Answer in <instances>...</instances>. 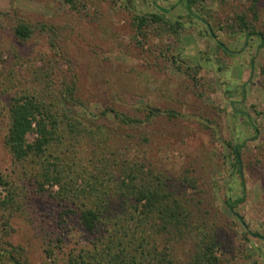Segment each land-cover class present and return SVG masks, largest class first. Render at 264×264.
I'll use <instances>...</instances> for the list:
<instances>
[{
  "label": "rangeland",
  "instance_id": "rangeland-1",
  "mask_svg": "<svg viewBox=\"0 0 264 264\" xmlns=\"http://www.w3.org/2000/svg\"><path fill=\"white\" fill-rule=\"evenodd\" d=\"M192 1L187 9V0H0V175L10 182L0 199L14 200L0 208V264H12L9 253L62 264L96 242L76 217L60 221L65 207L36 191L37 159L15 161L4 145V107L26 92L46 102L60 97L59 110L79 121L80 132L60 119L57 144L80 176L76 188L101 177L102 158L122 175L125 159L139 156L148 175L184 190L194 213L176 264H190L198 229L219 233L220 264H264L263 240L244 237L247 230L264 236V47L237 22L246 15L264 34V0L255 13L253 0ZM152 14L165 23L148 22L138 33L136 17ZM20 23L31 31L22 41L14 34ZM66 88L75 90L73 103L60 96ZM242 196L231 213L226 201Z\"/></svg>",
  "mask_w": 264,
  "mask_h": 264
},
{
  "label": "trees",
  "instance_id": "trees-1",
  "mask_svg": "<svg viewBox=\"0 0 264 264\" xmlns=\"http://www.w3.org/2000/svg\"><path fill=\"white\" fill-rule=\"evenodd\" d=\"M65 1L72 3V0ZM191 3L192 0H187V9H190ZM257 5L258 0H253V13ZM148 22L165 23L158 15L137 16V32L141 33ZM237 22L242 32L259 37L260 47H264V34L248 25L246 15L237 16ZM30 33V28L25 24L20 23L14 29L15 36L21 41L28 38ZM74 93L73 88H66L60 96L64 98V103H73ZM60 102V97L54 102H46L41 95L35 96L29 92L11 97L4 107L8 115L4 145L15 161L37 159L40 169L34 176L36 191L47 193L65 207L59 214V220L65 223L67 218L76 217L80 227L94 236L93 241L96 242L91 249L83 248L76 254H69L62 264H176L175 247L181 236L191 233L190 221L194 213L192 201L181 194L184 193L183 189L178 191L161 178L148 175L145 172L147 164L139 156L136 159H125L126 167L122 175L118 171L109 170V157L102 158L99 169L101 177L90 186L76 188L80 176L57 152V144L61 143L63 134L59 128L61 120H66L72 128H77L80 123L70 114L59 110ZM149 114L154 115L152 112ZM116 119L128 125L139 122L132 118L126 119L120 114H116ZM30 135L34 136L32 140L28 139ZM232 154L235 170L241 178V148H233ZM111 164L117 167L116 161ZM117 164L118 167H124L123 164ZM9 184L6 177L0 175V186L7 187ZM47 186L50 189L57 187L58 191L52 194L45 188ZM241 188L244 194L242 182ZM243 199L244 196L235 200L228 199L226 204L229 211L236 213ZM13 201L10 194L6 195L0 199V208L9 209ZM238 220L247 230L242 219ZM245 232L244 237L252 235L264 243L261 234L248 230ZM197 233L196 250L190 264H220L217 257L222 246L219 233L212 229L207 232L198 229ZM161 237L165 239L163 244V241L160 242ZM8 255L12 264H30L27 257L22 259L10 253Z\"/></svg>",
  "mask_w": 264,
  "mask_h": 264
}]
</instances>
